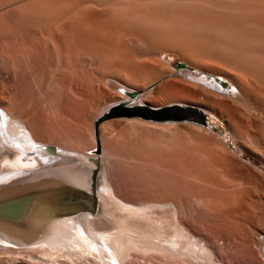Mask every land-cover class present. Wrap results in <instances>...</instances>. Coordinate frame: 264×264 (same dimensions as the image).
<instances>
[{"label": "bare ground", "instance_id": "1", "mask_svg": "<svg viewBox=\"0 0 264 264\" xmlns=\"http://www.w3.org/2000/svg\"><path fill=\"white\" fill-rule=\"evenodd\" d=\"M1 2L0 199L59 182L89 190L92 182L97 205L92 213L48 220L25 214L28 225L0 218V259L12 258L17 264H132L134 253L186 264H264V225L256 223L264 207V170L243 160L217 131L192 119L175 120V111L165 112L163 122L145 119L163 125L164 189L160 200L131 203L114 193L104 165L94 176V153L51 143L37 116L40 97L48 96L40 70H51L57 85L79 94L85 89L78 60L82 53L123 72L134 59L133 72L121 71L127 75L124 81L107 77L118 93L108 106L146 103L151 93L158 95H150V105L156 100L155 106H197L264 162V0ZM140 47L145 57L135 60ZM170 53L191 67H172L165 57ZM19 58L25 59L27 70L18 66ZM159 63L160 75L141 82L142 74ZM136 88L139 94H131ZM154 150L159 152L158 145ZM154 157L149 159L157 162L158 155ZM182 199L208 209L213 239L183 218ZM233 244L239 254L221 255Z\"/></svg>", "mask_w": 264, "mask_h": 264}, {"label": "rangeland", "instance_id": "2", "mask_svg": "<svg viewBox=\"0 0 264 264\" xmlns=\"http://www.w3.org/2000/svg\"><path fill=\"white\" fill-rule=\"evenodd\" d=\"M1 1L2 0H0V5L2 3ZM1 9L2 8L0 7V14L2 13V11H4V9H2V11H1ZM137 48H138V46H137ZM141 48L142 47H140V50L136 49L138 54L137 55L135 54L136 56H134V57L138 58V59H135V60H140V58L144 59V57H145L143 55L144 52L141 51L142 50ZM139 51H141V52H139ZM82 55H83V57H82ZM79 57H80V59H78L79 63L82 60V62L80 63L82 65L79 64L80 70L82 71L80 81H81V83L82 82L85 83L84 84L85 86L83 85L84 86L83 88H85L83 90L84 92L82 91L79 94H74L72 92L69 93L70 89L67 86H66V88H67L68 92L65 91L66 90L65 85H61V84L57 85L58 82H55V80L52 78V71L51 70L46 71L47 69L46 70L43 69V70H40L38 73V75L40 74L39 77H42V75L45 77V79H44V77H42L41 79L39 78V80L44 83L45 93L48 95V96L46 95L47 98L45 97V98L41 99V97H40L39 102L37 104V107H38L37 108V112H38L37 116L39 117V124H40V127L42 128V130L44 131L43 134H44L45 138L48 141H50L51 143H54L58 146L59 145L63 146V147L67 146L70 148L74 147L75 149H82V150L87 149V150H89V152L91 151L92 153H94V155L97 156L98 161L100 162L99 168L95 167V169H94V176L99 173L102 165H104L105 170H106V174L108 176V180H109V182H110V184L114 190V193L117 194L118 196L117 195L116 196L121 198L122 200L131 202V203H140L141 201L143 203L148 199H150V200L155 199L156 200V198H157V200H160L161 199L160 197H162V192H163L162 190L164 189V187L162 186L163 177H161L162 173L160 170V168H161V166H160V164H161L160 163L161 152L160 151H162L163 140H164L163 139L164 132H163V129H161L163 125H161V124L156 125V123H154V122L149 123L145 120V119H149V118H144L139 114L129 113L128 111H126L125 109L120 107V105H122V104L128 105V104L133 103V102L120 101V102H118V105L112 107L110 110H107V107H108L107 104H109L107 102L112 98H116V94H118L117 92H115L114 89H112L107 84V82H106L107 77L110 78V77H112L111 75H113V76H115L113 78H119L118 80L124 81L123 78H125L127 75H125V77H124L122 75V73L125 74L129 70H130V72H133L136 69V68H133L135 66V64L133 62L134 59L132 61L129 60L132 63L129 62L128 59L126 60V58L123 59L124 62L128 61L129 63H131V64L128 63V65H127V66L131 65V66H129V68L125 66V70H124L125 72H123L122 70L124 68H121V69H118V68L114 69L113 68L112 69V67H109L108 65L104 64L102 61H100L97 58L94 59L93 56L88 55L87 53H82ZM165 57H166V59H169L172 67H174L175 69H181V68L185 67L186 65L188 67H191V65L187 61H185L183 58L179 57L178 55L176 56V54H172V55H171V53L166 54ZM82 58H84V59H82ZM16 61L18 62V66L22 70H27V63H26L24 58H19ZM161 66L162 65L160 63L156 64L155 67H152L151 69H149L150 72L147 71V73L142 74L144 77L142 76V79H140V81L143 82L144 80L147 79V77L150 78V77L156 76L158 74L160 75V73L162 71ZM106 67L109 69L107 70ZM130 67H132V68L130 69ZM109 70H110V72H109ZM117 70H119V72H118L119 74L117 73ZM131 70H133V71H131ZM191 70L194 71L193 68H191ZM121 71H122V73H121ZM151 71H152V73H151ZM42 72L46 75H44ZM130 72H128V73H130ZM138 72H141V71L138 70ZM49 73H51V74H49ZM0 74L4 75V71L1 69V66H0ZM101 74H102V76H101ZM145 74H146V76H145ZM48 76L51 78H49ZM116 76H118V77H116ZM172 76L174 77V75L171 74L170 78ZM165 77L167 78V76H164L163 79H165ZM144 78H146V79H144ZM90 80H93V81H90ZM101 80L104 83H101L100 82ZM48 82H50L49 83L50 86H48L49 85ZM92 82H93V84H92ZM159 82H161V79L154 84V87H156V85ZM88 83L90 86L89 88H88ZM159 84L157 85V87L159 86ZM51 86H52V89H51ZM106 86H107V88H106ZM63 88H65V89H63ZM108 90H110V91H108ZM105 91L106 92L108 91V92L106 93ZM132 91H135V89ZM137 92L139 94L140 91L137 90V88H136L135 94ZM92 94H94V95H92ZM154 94H155V96H154V99H155V97L158 94L151 93L150 95L153 96ZM65 95H67V96H65ZM150 95L149 96L147 95L145 97V98H147V99H145L146 104H149V102H151V100H153L152 96L150 99ZM118 96L119 95H117V97ZM64 97L70 98V100L65 101ZM62 99H63V101H61ZM73 101H74V103H73ZM154 102H157V101L155 100ZM154 102L152 104L153 106H155V104H156ZM162 106H166V105H162ZM65 107H67V108H65ZM179 107L181 108V110H179L178 115L173 117V119H175V120L180 119V118L192 119V120L197 121L199 124H201L207 128H210L214 131H217L227 141L230 148L236 154H238L243 160H245V161L251 163L252 165H255V166L259 167L260 169L264 170V162L259 160L253 154L246 151L233 138V136L226 130L225 126L218 119L213 118L212 116L205 113V111L201 110L199 107L194 106V105L180 104ZM58 110H59V112H57ZM97 117H98V123L96 126V134H95L93 120ZM129 118H131V119H129ZM47 120H49L50 122ZM151 120H154V119H151ZM165 120H166V117L164 116L163 118L158 119L155 122H163ZM79 124H81V126ZM158 132L162 134V137ZM153 137H155V138H153ZM154 142H156V143H154ZM151 143H152V145L153 144L154 145H153L152 151H149V149H151V145H150ZM157 145H158V151H159L158 153L156 152L157 148H156V150L153 151V149ZM80 146H82V147H80ZM146 149L149 152H147ZM144 151L147 152L145 157L149 161L146 160L145 157H143L144 154L146 153ZM143 152H144V154H143ZM152 152L153 153L156 152L157 154H155V155H158V157L160 155V157H159L160 159L158 157H156L157 162L151 161V160L155 159V157H154L155 155ZM149 153H150L151 157H153L154 159L153 158L151 160L149 159V158H151ZM101 163H103V164H101ZM157 163H159V165ZM161 186H162V190H161ZM154 197H156V198H154ZM182 201H184V199H182L180 201L181 204H179V211L182 212L184 209V211L182 213L180 212V214L182 216H184L183 218H185V220H187L188 223L191 226H193V228L195 230L202 232L206 236H208L210 239H213L212 232H211L212 231L211 230V224H210V220H209V216H208L209 215L208 209L206 210L205 209L206 207L204 205H203L204 207L203 206L201 207L202 204H200V203H196V205H195L194 203H192L190 201L188 203L186 200L183 203H182ZM180 205H182V208L180 207ZM189 207H191V208H189ZM198 207H200V208H198ZM262 207H260V209H261L260 214L257 213L258 216H256V218H258V219H256V223L259 224L260 226L264 225V210H263L264 207H263V209H262ZM189 211H190V213H189ZM234 245L235 244L232 245L233 247H228V248H230L231 251H229V249L227 250V248H224V250L222 249L223 252L221 255H223L225 258L226 257L231 258V256L239 254L240 252L238 253V250L239 251H241V250L240 249L237 250V247L240 248V246L238 245V243H237V245H238L237 247ZM234 248H235V250H232ZM225 249H226V251H225ZM222 250H220V251H222ZM229 254H231V255H229ZM150 255L149 256L148 255L143 256L140 254V256H139V254L138 255L135 254V256H134V253H133V255H132L133 257H130L131 259H129V260H131L130 262L132 264H186L185 262H181V261L168 260V259L164 260V258H162L161 256L156 255V254L152 255L153 257ZM0 264H17V263L12 258H8V257L4 256L0 259ZM47 264H56V263H47Z\"/></svg>", "mask_w": 264, "mask_h": 264}, {"label": "water", "instance_id": "3", "mask_svg": "<svg viewBox=\"0 0 264 264\" xmlns=\"http://www.w3.org/2000/svg\"><path fill=\"white\" fill-rule=\"evenodd\" d=\"M135 94L134 91L130 92ZM118 105L111 104L107 107L110 110ZM129 113L139 114L144 118L158 120L164 117L165 112L175 111L177 114L181 108L177 106H152L146 103H130L128 105H120ZM98 117L93 120L94 132L96 134V126ZM54 150L55 146L48 145ZM94 167L98 165V158L94 156L90 158ZM97 205V197L94 184L90 183L89 190L72 186L65 183H56L42 187H34L23 191L15 196L0 199V218L10 219L19 224L28 225L24 220V215L28 217L43 216L44 218L53 219L65 214H71L79 211L94 212Z\"/></svg>", "mask_w": 264, "mask_h": 264}]
</instances>
